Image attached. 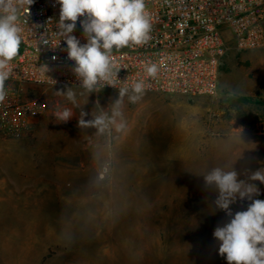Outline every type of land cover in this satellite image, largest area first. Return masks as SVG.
Wrapping results in <instances>:
<instances>
[{"label": "rangeland", "instance_id": "obj_1", "mask_svg": "<svg viewBox=\"0 0 264 264\" xmlns=\"http://www.w3.org/2000/svg\"><path fill=\"white\" fill-rule=\"evenodd\" d=\"M5 87L38 107L18 131L0 113V264H228L213 231L230 217L204 177L236 171L264 200L249 179L264 171V47L231 49L213 96Z\"/></svg>", "mask_w": 264, "mask_h": 264}, {"label": "built area", "instance_id": "obj_2", "mask_svg": "<svg viewBox=\"0 0 264 264\" xmlns=\"http://www.w3.org/2000/svg\"><path fill=\"white\" fill-rule=\"evenodd\" d=\"M151 17L150 39L143 46L113 50L116 74L113 83L101 81L96 92L127 88L144 81V92L165 96H213L219 87L222 61L231 49L255 51L264 47V0H145ZM60 6L55 0H34L20 9L23 31L19 53L11 62L8 80L40 86L71 85L81 81L74 61L57 34ZM85 42L79 20L73 33ZM155 63L158 73L148 77L146 64ZM38 105L7 96L0 103L5 126L18 131L29 123ZM257 134L264 148V121Z\"/></svg>", "mask_w": 264, "mask_h": 264}, {"label": "clouds", "instance_id": "obj_3", "mask_svg": "<svg viewBox=\"0 0 264 264\" xmlns=\"http://www.w3.org/2000/svg\"><path fill=\"white\" fill-rule=\"evenodd\" d=\"M55 2L60 6L57 34L66 43L68 59L74 61V74L89 93L96 90L101 81L109 85L113 83L112 77L116 74L112 59L114 49L143 46L150 39L152 23L145 0ZM33 3L34 0H0V103L9 95L5 82L12 75L11 62L18 56L22 41L23 29L18 13L25 5L29 10ZM78 20L85 38L83 43L73 34ZM158 70L155 63L146 64L144 68L148 77H155ZM144 90V81L134 82L132 91L137 95L130 96L129 101L136 103ZM127 91V88L120 89L121 98ZM60 94L76 103L73 90L61 91ZM121 103L122 99L116 102L117 105ZM72 115V110L68 108L57 113L62 121H67ZM114 115L122 113L114 109ZM103 123V117L87 122L79 120L81 126ZM249 179L264 184V171H255ZM204 180L206 185H214L218 191L216 207L230 217L213 231V237L219 242V255L228 264H264V200L254 198L260 195V189L254 183L238 179L236 171L225 172L220 168L213 169ZM238 199L250 203L246 210L233 213L230 206Z\"/></svg>", "mask_w": 264, "mask_h": 264}]
</instances>
